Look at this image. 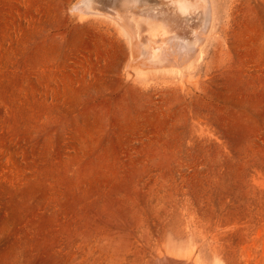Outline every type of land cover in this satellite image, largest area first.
I'll list each match as a JSON object with an SVG mask.
<instances>
[{"label": "rangeland", "instance_id": "1", "mask_svg": "<svg viewBox=\"0 0 264 264\" xmlns=\"http://www.w3.org/2000/svg\"><path fill=\"white\" fill-rule=\"evenodd\" d=\"M106 1L0 0V264H264V0H149L179 70Z\"/></svg>", "mask_w": 264, "mask_h": 264}, {"label": "bare ground", "instance_id": "2", "mask_svg": "<svg viewBox=\"0 0 264 264\" xmlns=\"http://www.w3.org/2000/svg\"><path fill=\"white\" fill-rule=\"evenodd\" d=\"M150 2L151 1L149 0H107L103 5L105 9L106 8L108 9L106 13L103 14V16L111 18L115 23L120 25L124 29V32L128 36L129 41L131 43H135V41L140 42L141 44L140 47L142 49V51L140 52L141 53L140 56L147 59V61H150L149 64L153 62L161 70L164 68L179 70L182 67L181 66L182 61L186 59V58L184 59V51L187 50L188 52H190L193 50L192 48L195 46L193 39L199 38V35L196 34L198 32L196 31L195 33L196 35H191L189 37V30H190L188 29L189 26L187 23H183L182 19L174 16L175 13L177 12L174 13V10L169 11L168 10L169 8H164L160 10L159 8L154 7L153 4H151ZM82 3L85 4V2H80L74 5L76 9L79 10L78 12L80 13H83L81 12L80 9H84V7L83 8L81 7L83 5ZM168 16L171 18H169ZM203 33L205 34V31H203ZM196 46L198 47L197 44ZM197 49L198 48H195V50ZM147 61H146V64H148ZM167 64H168V67L166 66ZM156 263L158 264H197L196 262L193 261L192 258L178 257L177 254L171 251L170 249L166 250L162 255H160Z\"/></svg>", "mask_w": 264, "mask_h": 264}]
</instances>
